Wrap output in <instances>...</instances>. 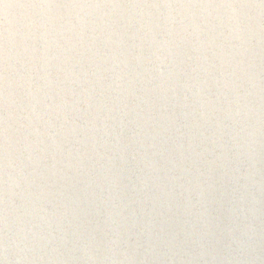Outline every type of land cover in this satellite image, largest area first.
<instances>
[{
	"label": "water",
	"instance_id": "obj_1",
	"mask_svg": "<svg viewBox=\"0 0 264 264\" xmlns=\"http://www.w3.org/2000/svg\"><path fill=\"white\" fill-rule=\"evenodd\" d=\"M0 262L264 264V0H2Z\"/></svg>",
	"mask_w": 264,
	"mask_h": 264
},
{
	"label": "snow or ice",
	"instance_id": "obj_2",
	"mask_svg": "<svg viewBox=\"0 0 264 264\" xmlns=\"http://www.w3.org/2000/svg\"><path fill=\"white\" fill-rule=\"evenodd\" d=\"M0 2H2V0H0ZM0 264H2V262H0Z\"/></svg>",
	"mask_w": 264,
	"mask_h": 264
}]
</instances>
